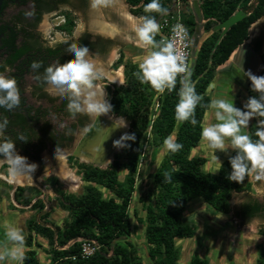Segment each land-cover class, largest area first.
<instances>
[{"label":"trees","instance_id":"1","mask_svg":"<svg viewBox=\"0 0 264 264\" xmlns=\"http://www.w3.org/2000/svg\"><path fill=\"white\" fill-rule=\"evenodd\" d=\"M174 0H160L161 6L170 10ZM182 12L181 19L189 29L190 35L195 30V17L191 13L189 0H177ZM132 16L139 18L144 13V6L150 0H124ZM204 24L202 30L208 34L200 43L191 67L190 80L195 86L197 94L202 96L201 104L195 110L197 125L188 122L180 123L175 119V106L178 101V91L182 86L177 78L175 89L159 100L160 107L154 118H150V109L153 105L156 91L148 85L140 84L133 75L137 66L132 63L124 65V85L120 87H106V93L111 104L112 116L122 118L128 122V133L135 134V142H127L126 148H121L119 154L106 168L93 166L90 163L78 162L69 157L68 164L79 178L82 187L81 193H72L64 189L55 178L45 180L51 186L52 192L58 197L60 207L67 212V218L56 227L49 222L50 213L36 219L26 221L27 237L24 245L27 250L23 254L21 264H40L36 252L32 247L33 236L47 240L50 264H142L141 260L129 253L133 248L129 243H118L121 238L131 235V221L129 209L133 201L136 179L139 176L141 161L140 152L145 144L143 157L151 149H160L164 141L171 136L176 143L183 145L176 153L166 150L153 174V189L146 195L139 197L144 217V239L147 246V258L151 264H178L180 249L176 246L179 240H189L194 237L196 228L184 218L186 206L195 199H200L206 207L216 214L227 215L230 212L229 202L232 193H240L249 188L241 187L240 183L228 181L227 176L231 169L226 158L216 173H206L202 167L206 163L204 158H190L189 153L200 142L202 119L207 111L210 98L207 89L212 82L216 69L223 65L231 54L248 40L250 27L264 16V0H198ZM237 11L246 16L220 38L221 31H213L220 23L225 22ZM156 21L161 16L151 13ZM73 23L70 21L67 30L70 31ZM159 41L158 36L155 37ZM261 42L255 43L254 51L258 52ZM121 60L117 63L118 66ZM259 76H264V64ZM257 96V93L248 90L247 99ZM246 99V101H247ZM109 114V115H110ZM255 121L248 127L247 134L253 141L257 138ZM146 135L148 137L146 138ZM146 138V139H145ZM118 151V152H119ZM117 152V153H118ZM125 172L121 182L120 171ZM167 174L170 179H165ZM102 190L109 194L104 198ZM26 189L17 187L13 193V200L22 207L30 206L31 211L41 213L44 204L36 196L31 204L23 197ZM33 192V191H32ZM37 195L39 192L35 190ZM13 210L15 207L9 201ZM239 217L253 219L264 215V204L257 202L245 204L237 212ZM137 222L136 212L132 214ZM264 236V232L260 233ZM78 239L94 240L100 245V250L88 259L79 256ZM71 241L73 243L66 247ZM71 258H74L72 260ZM188 264H208L207 260L193 256ZM254 264H264L259 256Z\"/></svg>","mask_w":264,"mask_h":264},{"label":"clouds","instance_id":"2","mask_svg":"<svg viewBox=\"0 0 264 264\" xmlns=\"http://www.w3.org/2000/svg\"><path fill=\"white\" fill-rule=\"evenodd\" d=\"M109 0H91V8L107 7ZM145 15L139 17L135 36L142 49L147 50L142 60L137 65V71L133 73L140 84L148 85L158 93H171L177 84V78L182 85L177 93L178 101L175 106V119L180 122H188L192 126L197 125L195 110L201 104L202 96L197 94L195 86L191 82V72L182 57L178 54L171 41H157L160 25L151 13L166 15L167 9L161 6L160 0H150L144 6ZM173 32L186 37V30L182 26L174 27ZM66 55L71 56V62L60 65L58 62L44 70V82L63 102L67 99V111L70 116L86 113L97 117L108 114L111 104L108 101L96 99L92 91L94 81L98 74L89 59V48L70 45ZM33 71L41 67L39 62L33 61L29 65ZM251 84V91L258 94L251 96L243 104L242 108L234 106L233 98H214L207 104L210 122L201 128V142L211 150L213 158L221 166L216 152L227 154L229 151L235 154L229 157L230 173L227 180L236 184L242 183L249 175L257 178L264 176V76H255L251 72H244ZM39 79V77H35ZM20 105V94L14 77H5L0 74V109L12 111ZM256 119L255 141L252 140L245 129L249 127V121ZM8 121L0 119V137H3ZM126 127L125 121L122 126ZM116 128V127H114ZM22 142L23 137H18ZM135 134H124L118 140L113 141V147L117 149L129 146L127 142H135ZM164 147L168 152L176 153L183 147L171 138L164 141ZM0 157L10 162V171H15L21 165H26L25 158L17 155L15 144L11 140L0 142ZM34 171V165H26ZM222 167V166H221ZM165 179L170 177L165 174ZM3 228L4 240L0 241V264H19L23 260L21 250L24 245V236L21 230L12 222L4 221L0 224Z\"/></svg>","mask_w":264,"mask_h":264},{"label":"rangeland","instance_id":"3","mask_svg":"<svg viewBox=\"0 0 264 264\" xmlns=\"http://www.w3.org/2000/svg\"><path fill=\"white\" fill-rule=\"evenodd\" d=\"M118 1V2H117ZM116 2L117 5L121 8L120 12L117 10V6H115L113 3ZM189 5H190V0H189ZM94 11L96 10L98 14V21L108 24L112 26L113 28H116L122 32L126 29V31L130 30L129 33H127L129 36V40H125L127 34H123L122 36L118 37H110V47H109V54L114 55L115 50L118 47L122 48L121 51V63L118 65L120 66L119 69L122 70L123 66L126 63H132L134 65H138V63L142 60L143 56L146 54L145 49H142L139 46V43L136 39L135 36V31L140 23L139 19L132 16L129 12V7L124 3V0H114L112 2L108 3L107 7H98L96 9H93ZM191 10V8H190ZM92 11H90L91 13ZM100 12V13H99ZM182 9L180 6V15H181ZM89 13L88 9H82L78 17L79 19L75 23L74 27V33L78 34L80 32L85 31L86 29L91 33H100L98 31H94L90 27V22L93 20L91 17V14ZM192 13V11H191ZM125 14H129L134 18V25L130 26L128 23L125 22V19L123 18ZM92 19V20H91ZM130 27V28H129ZM254 28V27H253ZM253 28L250 30L251 35L253 33ZM133 29V30H132ZM92 30V31H91ZM215 31V29L213 30ZM217 31V30H216ZM221 31V30H219ZM102 34V33H101ZM106 35V34H103ZM125 35V36H124ZM208 34H205L201 28H199L196 31V28L193 32L192 35V59L195 58L196 54V49H197V44H195V40L198 42L199 40L202 39V37L207 36ZM59 38V36H57ZM131 37V38H130ZM118 38V39H116ZM125 40V41H124ZM246 44V43H245ZM248 49L247 51H249ZM111 55V56H112ZM253 59H255V66L258 64L257 72L256 75L258 76V73L262 70L263 64H264V42L261 48V56L260 57H255L252 56ZM97 62H100V59L96 58L95 59ZM91 62V61H90ZM95 62V63H97ZM116 72V71H115ZM255 75V76H256ZM236 76H242L244 80L248 83H250L247 79V77L244 74L241 73H236ZM243 79H239L236 77V81L232 82V85L229 87L225 86L226 93H230L233 89L237 90H242V91H237L236 90V107L237 108H242L243 104L246 102L247 95L244 94L246 93V90L243 87V82H245ZM108 81V80H107ZM125 79H123L122 75V83L120 85L113 84L111 82H107L108 85H110L111 88L113 87H120L124 85ZM98 87V86H97ZM251 88V84H249V88ZM212 90V89H210ZM244 91V93H243ZM225 93V94H226ZM221 95L219 92L218 95ZM213 95V94H212ZM210 97L211 95L208 94ZM225 98H230V96L226 95ZM107 101L109 102V98H107ZM157 111L154 110V106L152 105L150 109V118L153 119L154 115ZM110 113H108L109 115ZM112 120H119L120 124L122 125L123 122L125 121L124 119H115L116 117L112 116L111 114L109 115ZM208 119L206 118V114L204 115V118L202 120V125L201 127L205 126L208 124ZM205 121H207L205 123ZM255 122V119H252L249 121V126L252 125ZM126 134L128 133V122H126ZM247 129H245V132L247 133ZM81 135V131L78 132L77 138ZM148 135H146V138ZM145 138V139H146ZM173 139V136L170 137ZM143 147L140 152V165H139V176L136 179L135 183V192L133 195V201L129 209V215H130V221H131V235L129 238H121L118 240V243L125 245L126 243H129L133 246V248H128V251L131 255L138 257L141 260L142 264H151L147 257H146V242L144 239V217L145 214L142 210V205L138 202L139 197L144 196L147 194L149 190L153 189V174L155 169L157 168L159 162L161 161L163 155L166 152V149L164 145L160 149H151L148 151L147 155L145 158L143 157V151L145 150V144L143 142ZM121 151V149H120ZM120 151L116 154H119ZM68 153V152H66ZM59 154H64L59 153ZM57 154V160L60 163H57L56 169L51 170V163H50V157L46 154H42V167H39L35 164L32 163H27L26 165H34V171H32L30 168H28L26 165H21V167L25 168L28 174L27 178V185L21 186L18 185L17 187H22V188H29L27 193H24L23 197L27 200H30L31 202L34 200L36 196L41 199L46 208L45 211H50L51 212V218L54 219V222L57 223V225L60 226L61 222L67 218V213H65L59 204V199L58 197L52 192L51 186L48 182H45V180L49 178H54L56 177L58 179V183L66 190L72 192V193H81V187L82 183L80 181L78 188L77 189H71L67 186V184L58 176L55 171L62 167L64 160L63 157L58 158ZM225 153L221 152H216L215 155L217 156L220 164L231 155V153L227 156H224ZM64 156V155H62ZM190 158H204L206 160V163L202 167V170L206 173H216L218 170L217 167V162L213 158V153L211 150L207 149V147L201 142L198 144V146L194 149H192L189 153ZM9 165H8V164ZM11 169L10 162L8 160H0V224H2L4 221H9L14 223L22 232L25 237H26V228L23 225L28 219H39V214L37 211H31L30 209L26 207H21L15 203L13 200V192L12 190L16 186L10 185L4 178L8 177L9 170ZM71 171V170H70ZM72 172V171H71ZM73 173V172H72ZM7 175V176H6ZM74 175V174H73ZM120 181H123V178L125 176V172L122 170L120 171ZM4 176V177H3ZM75 176V175H74ZM251 177V180L254 181L253 183L255 184L256 189L254 190L253 188L249 187L244 193L237 194L235 196L236 201L239 199L242 201V203L248 204L251 203L252 200L256 199L257 201H260L261 203L264 204V176L257 178L254 174L249 175ZM5 181H3V180ZM37 190L39 194L35 192ZM33 191V192H32ZM102 194L104 198L109 197V194L102 190ZM9 201L13 204L15 207V210L10 208L9 206ZM238 202H236L237 204ZM51 209V210H49ZM57 211V214L54 213ZM136 212V215L138 219H141V222H137L136 219L133 218L132 214L133 212ZM236 211H238V208L236 207ZM60 213H63L60 215ZM234 214L232 215H222V214H216L214 213L211 209L205 206V204L200 200V199H195L192 202H190L186 206V210L184 213V218L188 223H191L195 226L196 231L194 234V237L189 240H179L176 242V246L180 249V258L178 264H188L189 261L193 256H198L202 259L207 260L208 264H236L238 262V250H239V245L241 244V241L247 245H255L256 242L254 240H251L252 238L249 237L254 235L257 236H262L260 233L264 232V215H260L256 218L253 219H245L242 217H239L236 214V220H234ZM64 215V216H63ZM222 217H225L226 219H229V223H226V226H222L221 221ZM235 223V232L236 233V244L234 245L232 240L227 239L226 232L228 229L231 228L232 223ZM3 228H0V241L4 240V235H3ZM264 237V236H263ZM260 243L256 244L257 245V258L261 256L264 260V238H262ZM42 241L47 245V240L42 238ZM252 242V243H251ZM233 246L235 248H233ZM27 251V249L24 247L21 250V254L23 256L24 252ZM207 252V255L202 256L201 252ZM47 250L44 252H37V259L40 264H49V255L47 254ZM253 257V256H252ZM237 259V261H236ZM246 260L252 262V258H246ZM22 261L19 262L21 264ZM252 264V263H250Z\"/></svg>","mask_w":264,"mask_h":264},{"label":"flooded vegetation","instance_id":"4","mask_svg":"<svg viewBox=\"0 0 264 264\" xmlns=\"http://www.w3.org/2000/svg\"><path fill=\"white\" fill-rule=\"evenodd\" d=\"M82 9L90 13L89 0H2L0 5V74L14 77L20 94L17 109H0V119L8 121L0 142L11 140L17 155L39 167L43 164L42 154L46 153L51 170L60 163L56 156L62 152L64 163L71 170L70 154L96 133L99 120L86 113L70 116L67 99L62 102L44 82V70L57 62L60 65L71 62L72 57L65 54L70 45L88 47L90 61L97 62L95 59L99 58L97 63L108 73L120 68L116 65L121 60L122 48L118 47L111 56L109 36L91 34L87 29L74 33ZM70 21L73 27L68 31ZM33 61L41 64L36 71L29 67ZM97 74L95 87L101 91V100L107 101L105 88L110 85L104 76ZM122 75L124 79V66ZM80 131L81 135L75 140ZM18 137H23L26 143ZM3 159L7 160L0 157Z\"/></svg>","mask_w":264,"mask_h":264},{"label":"crops","instance_id":"5","mask_svg":"<svg viewBox=\"0 0 264 264\" xmlns=\"http://www.w3.org/2000/svg\"><path fill=\"white\" fill-rule=\"evenodd\" d=\"M254 27V28H253ZM253 28V33L251 35V29ZM206 37V36H205ZM205 37H202L201 40L198 41V44H197V49L200 45V43L203 41V39H205ZM260 41L261 42V48H262V45H263V42H264V16L262 18H260L257 22H255L249 29V32H248V40L246 42H244L243 45H241L238 49H236L232 54L231 56L229 57V59L221 66H219L217 69H216V72H215V75H214V78L212 80V82L210 83L208 89H207V95L210 94L211 96L209 97L210 98V101L214 98H225L226 95L228 96H231L233 98V102H234V106L236 107V90L237 89H233L230 93H226V89H225V86H228L229 87L232 85V82H235L236 81V77L239 78L240 80L244 78L242 76H236V73H241V74H244L240 69L242 67L243 71L244 72H251L253 75H256V72H257V68H255L256 66L258 67V64L255 66V59L252 58V56H255V57H260L261 56V48L258 52H255L254 51V46H255V43L257 41ZM246 43V44H245ZM197 49H196V52H197ZM248 49H250L249 51H247ZM195 59V58H194ZM259 75V73H258ZM257 76V75H256ZM245 81V80H244ZM249 84L248 82H243V87H246L244 88L246 90V93H243L244 94H248V88H249ZM212 89V90H210ZM243 90V89H242ZM242 90H237V91H242ZM221 93V95L218 93ZM226 93V94H225ZM213 94V95H212ZM206 114V118L208 119H205V120H208V123L210 122H214L211 120L210 116L208 115V110L205 112ZM204 114V115H205ZM204 118V116H203ZM203 120V119H202ZM256 121V119H255ZM207 121H205L206 123ZM232 154L231 151H229L227 154H224V156H227L229 154ZM228 158V156H227ZM217 167L219 168V165L217 164ZM254 181L251 180V177L250 176H247L245 178V180L240 183L241 187H245V185H249V187L253 188L254 190L256 189L255 187V184L253 183ZM13 191V190H12ZM26 192V191H25ZM241 193H244V192H240V193H232L231 195V199H230V202H229V207H230V212H229V216L232 215L234 212L237 214V212L240 210V208L242 206H244V204L242 203L241 200H237L236 201V198L235 196L237 194H241ZM39 199V198H38ZM35 201V199L31 202V204ZM236 202H238L236 204ZM253 202H257V203H260V204H263L261 203L260 201H257L256 199L252 200L251 203ZM44 204V202H43ZM59 204H60V201H59ZM30 206H27L26 208L30 209ZM22 207V206H21ZM236 207L238 208V211H236ZM45 204H44V209L41 213H39V217L44 214V213H50V216H49V222L51 224H53L54 226L56 227H60L59 225H57V223L54 222V219L51 218V212L50 211H45ZM51 210V209H49ZM65 212V211H64ZM54 213L57 214V211H55ZM67 213V212H65ZM63 214V213H60V215ZM236 214H234V220H236ZM228 215H225V216H228ZM64 216V215H63ZM222 221H221V224L222 226H226V223H229V219H226L225 217H222ZM29 220V219H28ZM38 222H39V219H36ZM65 220V219H64ZM63 220V221H64ZM62 221V222H63ZM61 222V223H62ZM26 223V222H25ZM232 223V222H230ZM236 224L235 223H232V226L230 229H228V231L226 232V236L224 237H227V239L229 240H232L233 244L235 245L236 244V233L235 232V226ZM26 228V225L24 224L23 225V228ZM28 233H27V229H26V237H27ZM24 241L26 239L25 237V233H24ZM250 238H252L251 240H254L256 242V244L260 243L261 240H263L262 238H264L263 236H257V235H254L253 236H250ZM79 240V239H78ZM77 240V241H78ZM33 241L34 243L38 244V247H32L31 249L34 250L36 252V256H37V252L41 251V252H44L47 250H49V247H48V243L47 245L42 241V238L41 237H38V236H33ZM73 243V241H71L66 247H64L63 249L67 248L69 245H71ZM252 243V242H251ZM247 245L245 243H243L241 241V244L239 245V250L237 251L238 254H239V257H238V262L236 264H254L256 259H257V245ZM25 247V245H24ZM26 248V247H25ZM233 248H235L233 246ZM27 250H29L28 248H26ZM147 251V250H146ZM26 252V251H25ZM48 254V253H47ZM201 255L202 256H205L207 255V252H204L202 251L201 252ZM253 256V257H252ZM146 257H147V254H146ZM246 258H252V262H250L249 260L247 261ZM49 259H50V256H49ZM148 259V258H147ZM149 261V260H148ZM237 261V259H236ZM150 262V261H149ZM151 263V262H150ZM49 264H50V260H49Z\"/></svg>","mask_w":264,"mask_h":264},{"label":"bare ground","instance_id":"6","mask_svg":"<svg viewBox=\"0 0 264 264\" xmlns=\"http://www.w3.org/2000/svg\"><path fill=\"white\" fill-rule=\"evenodd\" d=\"M112 1L114 0H109V2ZM113 4L117 6L118 12L121 13V8L117 5V3L114 2ZM91 11L92 12L90 14L93 20L91 19L92 21L90 22V27L93 31H98L102 34L109 35L110 37H120L124 33H129L130 30L126 31L125 29L124 32H122L108 24L100 22V20L98 21V14L96 10L94 11L92 8ZM97 11H99L98 7ZM123 18L125 19V22L128 23L130 26H132V24L134 23V18L129 14H125ZM129 36L130 35L126 36L125 40L130 41ZM92 63L95 67L96 72H99L109 82L116 85H120L122 83L121 69H118L114 73H108L105 70L101 69L98 63ZM92 91L96 94V99L101 100L102 94L100 89L98 87H94ZM97 118L99 121L96 133L91 138L86 139L82 143H80V145H78L77 149H75L74 151L75 157L79 159L80 162L90 163L98 167H105L113 161L115 153L120 150L112 146L113 141L118 140L122 135L126 134V129L124 127H119L122 126L120 124V121L112 120L111 117L107 114L99 116ZM62 155L64 154H59L58 158H61ZM55 173L60 176V178L67 184L69 188H78L80 181L73 175V173L68 169L65 163H63L62 167L57 169ZM27 178L28 174L26 169L19 166L15 169L14 172L9 170L8 177L4 179L9 184H12L14 186H25L27 185Z\"/></svg>","mask_w":264,"mask_h":264},{"label":"built area","instance_id":"7","mask_svg":"<svg viewBox=\"0 0 264 264\" xmlns=\"http://www.w3.org/2000/svg\"><path fill=\"white\" fill-rule=\"evenodd\" d=\"M160 25V31L157 35L159 41H171L174 44V47L178 54L182 55L184 58L189 70L191 71L192 67V36L190 35L189 29L182 22L180 16V3L177 0L173 1V4L170 10L166 13V15H161L157 21ZM180 25L183 29L186 30V37L183 39L180 35H177L173 32L175 26ZM179 78V77H178ZM161 94L156 92L153 106L154 110L158 111L160 107L159 100L166 94ZM79 256L81 259H88L96 254L100 250V245L94 240L88 239H79ZM74 260V258H71Z\"/></svg>","mask_w":264,"mask_h":264},{"label":"water","instance_id":"8","mask_svg":"<svg viewBox=\"0 0 264 264\" xmlns=\"http://www.w3.org/2000/svg\"><path fill=\"white\" fill-rule=\"evenodd\" d=\"M1 1L2 0H0V5H1ZM89 1H90V4H91V0H89ZM190 8H191V11H192L193 16L195 17V24H196L195 25V28H196V31L199 28L202 29V26L204 24V21L202 19V14H201V11H200V8H199V5H198V0H190ZM245 16L246 15L244 13H242L241 11H237L232 16H230L225 22L218 24L214 29H215V31L216 30L217 31L221 30V35H220V38H221L229 30L230 27H232L233 25H235L237 22L241 21ZM197 43L198 42L195 40V44H197ZM192 63H194V59H192ZM115 119H121V118H117L116 117ZM96 120H98V118ZM128 129H129V127H128ZM75 149H77V148H75ZM70 155L72 157L76 158L75 157V151H73ZM113 160H114V158H113ZM107 166L108 165H106L105 167H100V168H106ZM28 189L29 188L26 189V192L25 193H27ZM14 191H15V188L13 189L12 192L14 193Z\"/></svg>","mask_w":264,"mask_h":264}]
</instances>
